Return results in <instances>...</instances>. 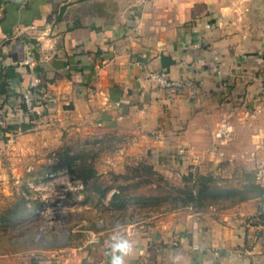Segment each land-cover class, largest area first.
I'll use <instances>...</instances> for the list:
<instances>
[{
    "label": "crops",
    "instance_id": "0c3cea01",
    "mask_svg": "<svg viewBox=\"0 0 264 264\" xmlns=\"http://www.w3.org/2000/svg\"><path fill=\"white\" fill-rule=\"evenodd\" d=\"M263 57L264 0H0V264H112L120 240L133 245L124 264H264V190L77 243L28 233L55 222L36 213L43 191L30 183L68 144H107L165 171L250 172L264 187ZM161 70L186 86L161 88L151 77ZM27 89L37 112L25 110ZM227 112L231 135L216 144Z\"/></svg>",
    "mask_w": 264,
    "mask_h": 264
},
{
    "label": "rangeland",
    "instance_id": "374dc122",
    "mask_svg": "<svg viewBox=\"0 0 264 264\" xmlns=\"http://www.w3.org/2000/svg\"><path fill=\"white\" fill-rule=\"evenodd\" d=\"M106 145L88 149L78 146L74 150V145L70 148L68 144L59 152H52L56 156L52 162L51 171L55 175L52 179L60 187L66 186V193L62 197H52V194L48 197L49 203L38 195L33 197L35 200L31 204H38V207L43 203L50 205L47 209L49 215L44 213L46 208H36L37 214L44 215L42 220H59L64 214L70 219L64 223L51 222L49 227L38 226L37 230L28 232L32 233L34 241L82 242L88 234H94L92 231L116 222L124 224L140 217L152 219L179 207L204 209L209 205H226L243 193L259 190L258 182L250 172L226 179L195 169L165 171L146 158H124L120 150L117 151L121 154L116 156L111 152L107 154L109 149ZM79 184L81 187L75 188ZM15 200L14 208L21 210L26 203V195L20 192ZM52 231L59 233L51 238Z\"/></svg>",
    "mask_w": 264,
    "mask_h": 264
},
{
    "label": "built area",
    "instance_id": "2783aa9c",
    "mask_svg": "<svg viewBox=\"0 0 264 264\" xmlns=\"http://www.w3.org/2000/svg\"><path fill=\"white\" fill-rule=\"evenodd\" d=\"M264 59V57H263ZM151 77L154 78L158 85L161 88H167L172 90H178L182 89L186 86L187 81L184 78H174L172 77L167 70H161L159 72H152ZM23 94V102L25 105V110L28 113H34L37 112V99L35 98V95L31 89L24 90L22 92ZM232 132V115L231 113H225L222 118L220 119L217 129L215 130V143L220 144L224 143L228 140L229 136ZM54 173L52 171L46 175L44 178H40L36 182H32L30 184H33L35 188L42 190L43 192H40L38 195L44 199L45 202L48 203V197H50L52 194L56 197H62L65 195V187H60L57 182H55V179H52L54 177ZM58 185V186H57ZM81 187V184L76 185L75 188ZM68 188V187H67ZM46 204L43 203L42 205H39V207L42 209L44 208Z\"/></svg>",
    "mask_w": 264,
    "mask_h": 264
},
{
    "label": "clouds",
    "instance_id": "9594fccd",
    "mask_svg": "<svg viewBox=\"0 0 264 264\" xmlns=\"http://www.w3.org/2000/svg\"><path fill=\"white\" fill-rule=\"evenodd\" d=\"M133 250V245L127 240H120L113 245V256L112 264H124L123 257L130 254ZM119 251L121 255H116L115 253Z\"/></svg>",
    "mask_w": 264,
    "mask_h": 264
},
{
    "label": "trees",
    "instance_id": "16d2710c",
    "mask_svg": "<svg viewBox=\"0 0 264 264\" xmlns=\"http://www.w3.org/2000/svg\"><path fill=\"white\" fill-rule=\"evenodd\" d=\"M257 185H258V188H259V190L257 192H255V193H243L241 196L233 199L229 204L235 203V202H237L239 200H242V199H245V198H249V197H252V196H255V195H258V194L262 193V191L264 190V187L261 184H259V183H257Z\"/></svg>",
    "mask_w": 264,
    "mask_h": 264
},
{
    "label": "bare ground",
    "instance_id": "6f19581e",
    "mask_svg": "<svg viewBox=\"0 0 264 264\" xmlns=\"http://www.w3.org/2000/svg\"><path fill=\"white\" fill-rule=\"evenodd\" d=\"M56 217V216H55ZM70 218L67 216V215H62V217H61V219H59V220H54V221H60V222H62V223H64V222H67L68 220H69ZM61 223V224H62Z\"/></svg>",
    "mask_w": 264,
    "mask_h": 264
}]
</instances>
